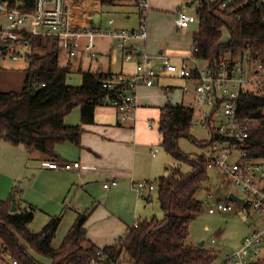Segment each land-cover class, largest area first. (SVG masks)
Instances as JSON below:
<instances>
[{
	"label": "trees",
	"instance_id": "obj_1",
	"mask_svg": "<svg viewBox=\"0 0 264 264\" xmlns=\"http://www.w3.org/2000/svg\"><path fill=\"white\" fill-rule=\"evenodd\" d=\"M32 5L34 0H21ZM112 5L115 0H100ZM226 3V7L222 4ZM232 9V11H228ZM198 31L193 34L196 50L193 57L201 67L214 69L225 56H251L264 59V6L257 8L251 0H197ZM239 17V19H237ZM227 35V40L223 37ZM30 42L24 85L20 92H0V140L54 154L55 146L64 142L78 145L81 125L66 126L64 117L75 107L81 110V124L93 122L94 109L119 100L115 91L102 87L111 77L97 72H81L80 86L67 84L70 65L59 64L58 40L47 36H26ZM2 51V50H1ZM240 119L249 122V151L264 159V98L252 92L241 94ZM193 113L181 104L167 103L160 109L158 131L163 150L186 164L174 166L156 181V196L164 215L162 219L139 221L117 241L102 249L83 245L84 224L88 212L79 214L58 248L51 243L59 219L53 217L39 231L28 229L33 207H20L14 187L5 201L0 200V251L6 249L20 264H81L97 257V252L116 259L122 254L130 264H210L211 257L203 247L187 245L189 224L201 210L203 202L197 193L209 182L206 156L192 158L178 148L180 138H190ZM216 139L198 143L207 148ZM211 189H208L209 191ZM15 209L12 211L11 207Z\"/></svg>",
	"mask_w": 264,
	"mask_h": 264
},
{
	"label": "crops",
	"instance_id": "obj_2",
	"mask_svg": "<svg viewBox=\"0 0 264 264\" xmlns=\"http://www.w3.org/2000/svg\"><path fill=\"white\" fill-rule=\"evenodd\" d=\"M79 1H82V5L86 3ZM182 1L186 0H147V7L135 14L137 17L131 12H124L128 15L126 22L109 18L97 24V29H137L141 16H144L147 37L137 41L139 49L131 60H125V50L112 37H97L101 39L97 43L95 40V57L79 52L73 59L66 60L63 54L59 55L66 60V65H70V70L80 71L84 67L82 72L131 76L135 73L136 62L145 53L154 57L151 66L159 72V77L154 85L137 88L136 108L126 122L121 121L117 108L111 104L95 107L91 124H81V110L79 107L73 108L63 121L66 126L81 125L79 144H58L53 155L38 150L29 153L22 146L0 140L1 201H5L16 187L15 199L19 206L30 205L34 209L31 222L36 221L43 228L51 218L56 217L59 219L56 232L61 227H69V231L77 216L88 212L82 244L99 249L114 244L135 222L150 220L141 217H146L144 211H151L156 190L141 198L131 185L138 181H157L169 171L165 167V160L159 155L163 150L158 131L160 109L167 103H193L192 95L183 90L186 86L191 87L192 83L161 69L164 56L177 64L193 57V34L198 31L199 25L197 20L186 29L177 27L176 12H187L179 6ZM127 2L132 0H115L112 5H103L97 0V11H100V6L117 8ZM86 4L90 9L93 1ZM196 8L197 5L187 13L197 14ZM69 21L75 27H88L79 22L71 23V18ZM225 40L226 33L223 37ZM135 42L130 41V45ZM82 58L88 59L87 64L81 61L78 65L74 63V60ZM198 65L201 66L199 62ZM155 149L157 152L152 154ZM52 161L77 162L80 169H50L46 164ZM107 182L115 184L104 188L103 184ZM214 187L221 189L218 185Z\"/></svg>",
	"mask_w": 264,
	"mask_h": 264
},
{
	"label": "built area",
	"instance_id": "obj_3",
	"mask_svg": "<svg viewBox=\"0 0 264 264\" xmlns=\"http://www.w3.org/2000/svg\"><path fill=\"white\" fill-rule=\"evenodd\" d=\"M257 8L264 6V0H251ZM66 0H34L32 5H25L21 0H0V45L13 48L12 60L24 58L29 60L30 42L26 36H47L58 40L60 54L66 60H71L82 52L90 57L96 56L95 40L97 37H112L125 50V60H131L139 49L137 41L147 37L146 20L141 16L137 29H97L95 27L79 28L72 26L65 10ZM141 11L147 7V0L138 1ZM223 7L226 3L223 2ZM232 11V9H228ZM177 27L186 29L197 21V14L184 10L175 14ZM239 19V17H237ZM112 24V21H109ZM136 42L130 45V41ZM196 47H193V52ZM153 56L142 53L136 62L135 73L131 76L115 75L106 78L102 87L115 91L119 100L111 104L117 108L121 121H128L136 108L135 95L139 86H152L159 77V72L151 66ZM161 69L169 74L177 75L192 83L183 88L191 94L192 104H182L186 110L193 113L191 127L196 124L207 129L212 139L206 156V168L228 181L227 189L222 188L226 202L209 201L216 193V187L206 191L205 201L210 214L227 213L232 206L227 202L233 194L243 202V210L254 219L249 233L244 236L240 247L224 256L221 264H264V159L255 157L249 151V122L240 119L238 106L241 94L252 92L264 98V59L245 56L232 58L225 56L219 60L214 69L201 67L198 61L191 57L189 61L179 64L171 58H162ZM157 149L152 154L156 153ZM50 169L78 170L77 162L52 161L46 164ZM114 182L103 184L104 188L114 185ZM156 187V181H138L131 188L144 198ZM134 223V227L137 226ZM0 264H20L12 254L3 249L0 251ZM81 264H130L122 254L116 259L97 252L96 258H91Z\"/></svg>",
	"mask_w": 264,
	"mask_h": 264
},
{
	"label": "rangeland",
	"instance_id": "obj_4",
	"mask_svg": "<svg viewBox=\"0 0 264 264\" xmlns=\"http://www.w3.org/2000/svg\"><path fill=\"white\" fill-rule=\"evenodd\" d=\"M86 3L93 1V6L89 9L88 4L82 5V1L79 0H66L65 10L71 18V23L79 22L83 26H90L97 28V24L103 21H107L109 18L115 20H120L121 22L128 20L125 17L128 16L124 12H131L133 15L139 13L141 8L139 3L136 4V0L132 2H127L126 5L116 6L117 8H110L106 6H100V11H97V0H84ZM139 1V0H138ZM193 0L182 1L179 6L187 12L192 11L193 7L197 5V0L194 4H189ZM231 1V0H228ZM82 5V6H81ZM100 5V4H99ZM99 8V6H98ZM84 10V11H83ZM84 12V13H83ZM142 12V11H141ZM135 17H137L135 15ZM126 22V21H125ZM104 27H99L103 29ZM101 38H96V43ZM13 48L8 47L0 51V92H20L24 85L25 79V69L27 67V61L21 58L17 61L11 59V53ZM60 65L65 66L66 60L60 56ZM75 64L81 61L82 64H87L88 59H76ZM82 67L81 70H83ZM70 70L67 76V84L72 86H80L82 83V71ZM190 138H180L178 140L179 150L192 158L197 155L207 154V148L200 147L198 143L202 141H207L210 139L211 135L207 129L203 128L201 125L196 124L192 126L189 131ZM160 157L165 160V167L170 169L174 166H179L183 171H186L189 167L180 163L178 160L174 159L172 156L167 154L165 151L160 152ZM209 182L203 186V189L197 193V198L199 200L205 199V194L208 189H212L214 186H220L227 189L228 181L223 176H218V174L208 171ZM153 203L150 205L151 211H144L146 215L142 216L144 218H163V211L156 199V194L153 196ZM205 201V200H204ZM216 201H224L225 197L220 193L213 194V198L209 201V205H215ZM232 206V211L227 213H214L210 214L208 212V205L206 203L202 204L201 210L194 216L193 220L189 224V235L187 238V245L193 247H203L210 257V264H221L224 256L232 251L237 250L240 247L241 241L250 231V226L253 224L252 216L248 215L245 210H243V202H227ZM69 227H61L55 234L52 240V247L58 248L68 232ZM28 229L32 232H38L42 229V225L38 223L31 222ZM37 259L42 263L48 264V262L37 257L33 251L31 252Z\"/></svg>",
	"mask_w": 264,
	"mask_h": 264
},
{
	"label": "water",
	"instance_id": "obj_5",
	"mask_svg": "<svg viewBox=\"0 0 264 264\" xmlns=\"http://www.w3.org/2000/svg\"><path fill=\"white\" fill-rule=\"evenodd\" d=\"M4 49H5V46L0 45V51H1V50H4ZM216 191H217L218 193H221V189H220V188H216ZM228 199H229L230 201H232V202H240V201H241L240 198H238L237 196H235V195H233V194H230V195L228 196ZM14 209H15V207L12 206V207H11V210L13 211Z\"/></svg>",
	"mask_w": 264,
	"mask_h": 264
}]
</instances>
